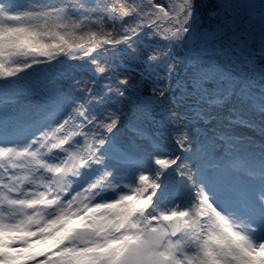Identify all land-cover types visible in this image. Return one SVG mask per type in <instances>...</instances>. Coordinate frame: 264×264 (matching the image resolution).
Wrapping results in <instances>:
<instances>
[{
    "label": "snow or ice",
    "instance_id": "obj_1",
    "mask_svg": "<svg viewBox=\"0 0 264 264\" xmlns=\"http://www.w3.org/2000/svg\"><path fill=\"white\" fill-rule=\"evenodd\" d=\"M0 264H264V0H0Z\"/></svg>",
    "mask_w": 264,
    "mask_h": 264
},
{
    "label": "rangeland",
    "instance_id": "obj_2",
    "mask_svg": "<svg viewBox=\"0 0 264 264\" xmlns=\"http://www.w3.org/2000/svg\"><path fill=\"white\" fill-rule=\"evenodd\" d=\"M137 2H139V0H137ZM156 2L157 3H159L160 5H162V6H167L169 3H171V2H173V0H156ZM175 2L176 3H179V0H175ZM91 31H97V29H91ZM119 31V25H118V27H117V29H116V32H118ZM89 32V29H87V28H85V29H83V30H78L77 31V33H76V35H78V36H83V35H85L86 33H88ZM103 32H106V30L104 31V29H103ZM66 65H53V74H56V72L59 70V69H61V68H63V67H65ZM241 131H244V132H247L248 130L247 129H240Z\"/></svg>",
    "mask_w": 264,
    "mask_h": 264
}]
</instances>
